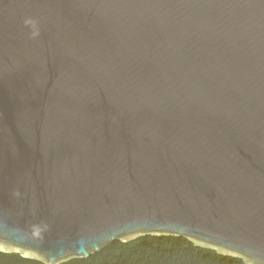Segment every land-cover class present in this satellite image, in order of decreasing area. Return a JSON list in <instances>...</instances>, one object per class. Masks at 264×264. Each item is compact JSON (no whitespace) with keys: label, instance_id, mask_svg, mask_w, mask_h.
Masks as SVG:
<instances>
[{"label":"water","instance_id":"1","mask_svg":"<svg viewBox=\"0 0 264 264\" xmlns=\"http://www.w3.org/2000/svg\"><path fill=\"white\" fill-rule=\"evenodd\" d=\"M171 235L264 264V0H0L1 250Z\"/></svg>","mask_w":264,"mask_h":264},{"label":"trees","instance_id":"2","mask_svg":"<svg viewBox=\"0 0 264 264\" xmlns=\"http://www.w3.org/2000/svg\"><path fill=\"white\" fill-rule=\"evenodd\" d=\"M0 264H45L10 255L0 248ZM62 264H246L243 259L196 245L186 236H147L124 243L114 241L90 258H74Z\"/></svg>","mask_w":264,"mask_h":264}]
</instances>
